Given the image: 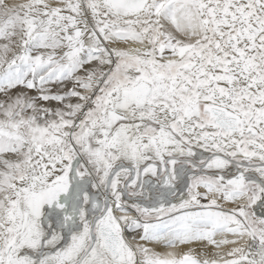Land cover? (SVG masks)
Wrapping results in <instances>:
<instances>
[{
  "label": "snow or ice",
  "instance_id": "1",
  "mask_svg": "<svg viewBox=\"0 0 264 264\" xmlns=\"http://www.w3.org/2000/svg\"><path fill=\"white\" fill-rule=\"evenodd\" d=\"M0 264H264V0H0Z\"/></svg>",
  "mask_w": 264,
  "mask_h": 264
},
{
  "label": "rangeland",
  "instance_id": "2",
  "mask_svg": "<svg viewBox=\"0 0 264 264\" xmlns=\"http://www.w3.org/2000/svg\"><path fill=\"white\" fill-rule=\"evenodd\" d=\"M193 247H195L197 250H199V248L201 247V245L196 244V245H193ZM157 250L158 251H163V248L158 247Z\"/></svg>",
  "mask_w": 264,
  "mask_h": 264
}]
</instances>
